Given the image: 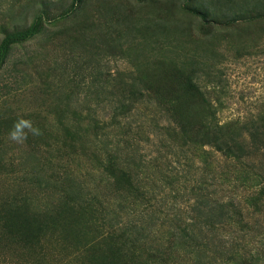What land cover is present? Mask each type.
Listing matches in <instances>:
<instances>
[{"label":"rangeland","instance_id":"obj_1","mask_svg":"<svg viewBox=\"0 0 264 264\" xmlns=\"http://www.w3.org/2000/svg\"><path fill=\"white\" fill-rule=\"evenodd\" d=\"M36 20L0 69V264H197L177 228L243 202L264 148L229 160L177 121H264V0H0V41ZM20 117L43 134L10 141Z\"/></svg>","mask_w":264,"mask_h":264},{"label":"trees","instance_id":"obj_2","mask_svg":"<svg viewBox=\"0 0 264 264\" xmlns=\"http://www.w3.org/2000/svg\"><path fill=\"white\" fill-rule=\"evenodd\" d=\"M38 29L39 23L36 20L25 29L12 31L5 35L0 41V69L5 63L9 48L28 41L37 34ZM259 123L250 121L235 124V133L225 136L223 131L225 126L222 127L216 123L211 125L209 121H203L190 124L187 121H177L182 142H190L201 147L209 146L225 158L238 162L251 155L244 145L243 136L245 134L249 137V141H254L251 145L253 149L264 148V121ZM109 163V166L103 167L104 172L115 177L118 182H123L124 185L120 188L118 183H115L116 186L113 188L125 190L126 187L129 193L139 192L138 197L142 203L148 200L144 189L133 187L132 171L129 168L120 165L116 157H111ZM262 174L264 175V172ZM259 179H262V175L253 171L247 178H237L236 180L243 182L241 185L249 191L243 202L234 200L225 203L210 202L207 205V211L215 213L213 219L204 223L192 219L193 224L190 228L180 226L177 228L178 232L173 237L175 240L181 245L191 247L192 250L195 249L196 252H202L199 260L196 261L197 264H215L216 261L225 264H264V176L262 180ZM127 226L128 224H125L117 229L121 233L136 234L134 241L146 239V236H143L134 224ZM221 227H223L222 233L219 229ZM203 259H209V261Z\"/></svg>","mask_w":264,"mask_h":264},{"label":"clouds","instance_id":"obj_3","mask_svg":"<svg viewBox=\"0 0 264 264\" xmlns=\"http://www.w3.org/2000/svg\"><path fill=\"white\" fill-rule=\"evenodd\" d=\"M42 134V130L31 119L20 117L14 121L9 130L8 139L16 144H24L30 135L39 137Z\"/></svg>","mask_w":264,"mask_h":264}]
</instances>
